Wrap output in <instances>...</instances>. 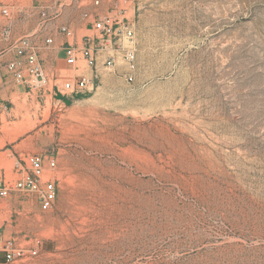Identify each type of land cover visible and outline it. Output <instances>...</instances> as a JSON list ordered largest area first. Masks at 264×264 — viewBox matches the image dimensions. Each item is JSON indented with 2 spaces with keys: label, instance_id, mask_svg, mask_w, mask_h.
Listing matches in <instances>:
<instances>
[{
  "label": "rangeland",
  "instance_id": "obj_1",
  "mask_svg": "<svg viewBox=\"0 0 264 264\" xmlns=\"http://www.w3.org/2000/svg\"><path fill=\"white\" fill-rule=\"evenodd\" d=\"M87 2L0 0V179L31 154L57 163L50 210L0 198V248L36 250L13 264H264V0ZM126 5L132 79L121 57L68 66L64 46L93 33L84 13ZM24 36L38 87L3 66ZM81 73L88 88L65 91Z\"/></svg>",
  "mask_w": 264,
  "mask_h": 264
},
{
  "label": "built area",
  "instance_id": "obj_2",
  "mask_svg": "<svg viewBox=\"0 0 264 264\" xmlns=\"http://www.w3.org/2000/svg\"><path fill=\"white\" fill-rule=\"evenodd\" d=\"M87 4L98 8L110 0H87ZM130 2V0H124ZM119 11L100 13L98 11L84 13L86 22L91 26L93 33L82 38L80 44L67 43L64 46L65 63L73 68H79L80 63L88 68H95L101 61L105 68L115 65L116 57H121L125 65L124 77L132 79L135 70L134 34L135 22L129 13L128 6ZM7 14V10H2ZM45 17L46 13L42 12ZM59 31L66 37H72L69 27L61 25ZM52 37H46L44 44L50 45ZM10 49L14 57L4 62V67L10 71L20 84L29 83L35 87L43 85L47 78L39 60V47L30 36H24L14 42ZM2 54L5 50H2ZM0 53V54H1ZM91 84L90 77L81 73L74 80H66L63 89L69 93L84 91ZM16 170L21 172V177L13 183L0 179V198L8 196L14 190H26L36 193L38 205L41 210H50L57 197V186L54 171L57 167L53 155L35 153L27 156L22 163L14 164ZM0 252V264H13L16 261H28L36 255V250L27 249L16 245L11 239H4Z\"/></svg>",
  "mask_w": 264,
  "mask_h": 264
}]
</instances>
